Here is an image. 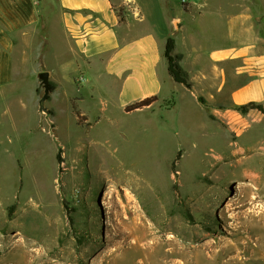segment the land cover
Instances as JSON below:
<instances>
[{
  "label": "rangeland",
  "instance_id": "374dc122",
  "mask_svg": "<svg viewBox=\"0 0 264 264\" xmlns=\"http://www.w3.org/2000/svg\"><path fill=\"white\" fill-rule=\"evenodd\" d=\"M38 3L0 95V264H159L154 244L185 245L174 260L193 264L189 244L205 242L213 262L197 264H264V130L206 123L176 90L147 111L104 110L79 74L59 87L49 78L41 109L37 74L63 58L45 44L55 0ZM81 95L79 122L70 101Z\"/></svg>",
  "mask_w": 264,
  "mask_h": 264
},
{
  "label": "crops",
  "instance_id": "0c3cea01",
  "mask_svg": "<svg viewBox=\"0 0 264 264\" xmlns=\"http://www.w3.org/2000/svg\"><path fill=\"white\" fill-rule=\"evenodd\" d=\"M55 4L56 13L46 19L45 44L54 58L63 59L54 72H41L58 87L79 74L84 80L80 93L85 88L91 99L102 100L104 110L110 106L117 111L150 97L166 99L176 90L182 94L179 101L188 99L206 123L212 117L248 132L264 130L260 111H238L249 104L264 110V0H193L186 8L172 0H157L156 7L149 0ZM153 7L159 8L165 25L150 15ZM40 17L38 0H0L2 96L13 90L19 72L14 59L18 39L36 27ZM169 37L191 89L168 75L164 52ZM58 45L65 48L63 56ZM84 98L71 100V111L74 101L79 112Z\"/></svg>",
  "mask_w": 264,
  "mask_h": 264
},
{
  "label": "trees",
  "instance_id": "16d2710c",
  "mask_svg": "<svg viewBox=\"0 0 264 264\" xmlns=\"http://www.w3.org/2000/svg\"><path fill=\"white\" fill-rule=\"evenodd\" d=\"M174 45H175L174 44V39L172 37H169L167 39V41H166L165 52H164V57L166 58V61H167V72H168V75L170 76V78L172 79V81L175 84H181L186 89H190L191 88V84L189 82L187 73L179 65L178 57L177 56H172L173 52H174ZM50 87L52 88L51 84H50ZM157 100H158L157 97H150V98L144 99V100L139 101L137 103H134V104H132L130 106H127L124 109V113L125 114H132V113H134L136 111L143 110L145 108L150 107L154 103H156ZM172 107H174V98L173 97L170 98V100L168 101V104L166 105L165 108L166 109H171ZM71 108H72L73 116L79 121V119L81 117H80L79 112L76 109L74 101L71 103ZM249 109H256V110L260 111L264 115V110L261 107L256 106L254 104H249L247 106L239 107L238 111H240L241 113H245Z\"/></svg>",
  "mask_w": 264,
  "mask_h": 264
},
{
  "label": "bare ground",
  "instance_id": "6f19581e",
  "mask_svg": "<svg viewBox=\"0 0 264 264\" xmlns=\"http://www.w3.org/2000/svg\"><path fill=\"white\" fill-rule=\"evenodd\" d=\"M173 241H175V239ZM169 243H170V241H169ZM171 244H172V242H171ZM160 246L161 245L158 246V245L154 244L153 248L151 249V252L149 253V255L150 254H160L161 255V257L159 259H157V262H159V264H178L176 262V260H174V258L182 255L183 251L186 248L185 245H182V244L177 245L176 244V246L173 247L172 249L167 250V251H163V250H161ZM189 247H191L189 249L192 250L190 253H191V259L194 261L193 264H197L198 259H205L209 262H213V260H212V254H213L212 243L205 242L202 244L195 245L193 247L191 244H189ZM263 258L264 257H260V259H263ZM36 260H37L36 258L35 259L32 258L31 263H36Z\"/></svg>",
  "mask_w": 264,
  "mask_h": 264
},
{
  "label": "water",
  "instance_id": "95a60500",
  "mask_svg": "<svg viewBox=\"0 0 264 264\" xmlns=\"http://www.w3.org/2000/svg\"><path fill=\"white\" fill-rule=\"evenodd\" d=\"M40 85L43 89V96L39 101V106L42 109L44 102L47 100L49 93L52 91V88L50 87L49 83V75L47 72H41L37 76Z\"/></svg>",
  "mask_w": 264,
  "mask_h": 264
},
{
  "label": "built area",
  "instance_id": "2783aa9c",
  "mask_svg": "<svg viewBox=\"0 0 264 264\" xmlns=\"http://www.w3.org/2000/svg\"><path fill=\"white\" fill-rule=\"evenodd\" d=\"M182 7H185L186 8V6L188 5V0H176ZM128 5L127 6H130L132 3L131 2H129V3H127ZM133 12H137V10H136V8H133ZM82 81H84L83 80V78L82 77H80L79 79H78V83H81Z\"/></svg>",
  "mask_w": 264,
  "mask_h": 264
}]
</instances>
